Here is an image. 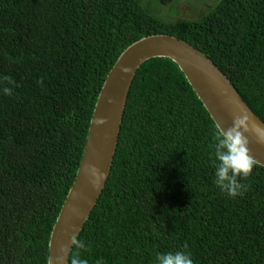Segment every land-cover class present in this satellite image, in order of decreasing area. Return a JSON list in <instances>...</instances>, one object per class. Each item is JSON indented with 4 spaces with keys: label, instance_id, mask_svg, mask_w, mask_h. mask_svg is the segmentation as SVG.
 Segmentation results:
<instances>
[{
    "label": "trees",
    "instance_id": "1",
    "mask_svg": "<svg viewBox=\"0 0 264 264\" xmlns=\"http://www.w3.org/2000/svg\"><path fill=\"white\" fill-rule=\"evenodd\" d=\"M142 1L0 0V264H48L99 94L141 38L166 33L193 44L264 121V0H200L202 13L181 19L184 0H157L166 13ZM217 128L175 61H146L79 235L87 247L71 254L88 264H156L158 252L182 250L194 264H264V166L238 178L240 194L222 192Z\"/></svg>",
    "mask_w": 264,
    "mask_h": 264
},
{
    "label": "water",
    "instance_id": "2",
    "mask_svg": "<svg viewBox=\"0 0 264 264\" xmlns=\"http://www.w3.org/2000/svg\"><path fill=\"white\" fill-rule=\"evenodd\" d=\"M158 57L170 58L179 65L218 127L232 126L240 110L264 125L231 79L193 44L166 33L148 35L132 43L114 64L99 94L76 179L50 237L48 264H57L58 255H63L64 264H68L73 249L71 236L80 235L110 176L137 71L146 61ZM246 135L250 154L264 166V143L254 134Z\"/></svg>",
    "mask_w": 264,
    "mask_h": 264
},
{
    "label": "clouds",
    "instance_id": "3",
    "mask_svg": "<svg viewBox=\"0 0 264 264\" xmlns=\"http://www.w3.org/2000/svg\"><path fill=\"white\" fill-rule=\"evenodd\" d=\"M128 69H125L127 71ZM11 82V78H6ZM11 89L5 87L3 92L11 94ZM254 134L259 142L264 143V125L252 120L245 110L234 115L232 126L224 129L219 127L214 133V183L229 197L241 193L243 185L238 178L248 177L256 165L255 158L250 154L249 136ZM71 243L75 249L87 247L78 234L71 236ZM64 250V246L63 249ZM57 264H64V256L55 257ZM68 264H88V260L81 258L78 252L69 256ZM96 264H102L97 260ZM156 264H194L190 253L178 250L175 252H158Z\"/></svg>",
    "mask_w": 264,
    "mask_h": 264
},
{
    "label": "rangeland",
    "instance_id": "4",
    "mask_svg": "<svg viewBox=\"0 0 264 264\" xmlns=\"http://www.w3.org/2000/svg\"><path fill=\"white\" fill-rule=\"evenodd\" d=\"M144 6L146 8H149L151 11L154 10H160V13L167 12L166 6H164L162 3H160L157 0H143ZM209 2V1H208ZM206 7V4L203 3L200 0H194V1H187L184 0L180 5H179V15L177 18H187V17H198L203 9ZM171 13L169 16H176L177 10L176 8H173L172 10H169Z\"/></svg>",
    "mask_w": 264,
    "mask_h": 264
}]
</instances>
